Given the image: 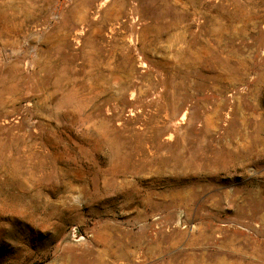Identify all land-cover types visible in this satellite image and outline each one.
Here are the masks:
<instances>
[{"label": "rangeland", "instance_id": "1", "mask_svg": "<svg viewBox=\"0 0 264 264\" xmlns=\"http://www.w3.org/2000/svg\"><path fill=\"white\" fill-rule=\"evenodd\" d=\"M0 264H264V0H0Z\"/></svg>", "mask_w": 264, "mask_h": 264}]
</instances>
